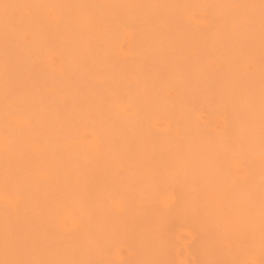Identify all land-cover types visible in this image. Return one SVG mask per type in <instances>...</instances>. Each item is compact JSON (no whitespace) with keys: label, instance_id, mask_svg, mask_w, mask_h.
<instances>
[{"label":"rangeland","instance_id":"1","mask_svg":"<svg viewBox=\"0 0 264 264\" xmlns=\"http://www.w3.org/2000/svg\"><path fill=\"white\" fill-rule=\"evenodd\" d=\"M0 264H264V0H0Z\"/></svg>","mask_w":264,"mask_h":264},{"label":"bare ground","instance_id":"2","mask_svg":"<svg viewBox=\"0 0 264 264\" xmlns=\"http://www.w3.org/2000/svg\"><path fill=\"white\" fill-rule=\"evenodd\" d=\"M192 16H193V15H192ZM192 16H191V17H192ZM189 17H190V16H189ZM192 18H193V17H192ZM206 25H207V24H206ZM95 145H96V147H97V145L99 146L100 144H99V142L97 141V142L95 143ZM5 201L11 203V205H12V204L16 205V202H15L12 198H10L9 196H6V197H5ZM14 205H13V206H14ZM74 223H75V226H76V227L79 226V222H78L77 220H75Z\"/></svg>","mask_w":264,"mask_h":264}]
</instances>
